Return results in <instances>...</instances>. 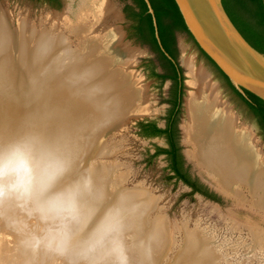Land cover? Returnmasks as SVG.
I'll return each mask as SVG.
<instances>
[{
	"label": "rangeland",
	"instance_id": "1",
	"mask_svg": "<svg viewBox=\"0 0 264 264\" xmlns=\"http://www.w3.org/2000/svg\"><path fill=\"white\" fill-rule=\"evenodd\" d=\"M93 1L0 0V4L10 14L11 26L14 29L18 27L22 20H28L27 22L38 31L46 33L52 32L53 29L55 31L59 29L61 37L67 38L66 42L68 45L70 44L69 47L73 53L79 51L82 53L83 50L79 46H82L83 49L85 46L81 44V34L86 28H88L87 34L90 33V26L92 25L84 27V30L83 26L78 28V31L73 29L78 27L77 24L83 17L88 19L89 23L87 24L92 23V18H94V13L99 8L100 2H102L100 5L106 1L113 2L115 11L113 20L120 18L113 25L120 28L124 34V43L129 46L127 50L134 53L132 54L134 55V58H132L134 63L130 67L131 71L127 68L125 69L128 72L121 71L123 74L132 75L133 79L137 80L139 85L146 89L144 99H146L148 113L142 118L156 121L158 126L163 128L165 126L166 99L170 82L166 81L161 85L158 79L150 77V71L146 68L149 61L154 62L158 73L163 74V72L158 54L134 35L133 22L127 18L124 12L125 7L132 4L131 0ZM69 25L77 26L72 27V29ZM71 30L75 34L71 33ZM176 37L179 48L178 59L186 75L184 81L188 83L190 80L188 78L190 71L186 67L185 61L188 58H193L196 67H202L211 74L212 80L219 87L218 92L222 100L227 103L233 113L238 115L239 122L241 121L250 127L261 144L259 146L264 151L262 131L256 117L246 103L231 90L221 74L202 54L187 33L177 32ZM126 62L130 64V60ZM19 75L13 72L9 83V79H6L0 84L2 89V91L0 90V98L3 100L0 106H7L3 104L14 105L16 108L14 112L16 113H19L22 107L26 105L33 106L37 102L34 95L19 103L16 100L9 99L8 96H14V90L21 85V82H17ZM54 87L58 88L57 86ZM47 89L42 91L49 93ZM188 89L184 85L183 107L179 119V127L182 126L184 131L189 121L188 111L185 110L184 106ZM86 91L94 94L95 98L99 97L98 92L93 88ZM62 95V99L57 100L54 104L48 102L49 110L45 112V115L43 114L41 117L30 121L29 130H23V133L16 131L12 136L8 130L1 129L5 124V120L0 118V132L2 131L6 139L11 135V141L16 142V144L26 143L29 146L32 143L33 134H40L39 145L46 152L49 149L52 150L51 145L53 144L50 141L54 137L59 149L52 151V159L57 160L59 163L66 159L64 163H60L62 172L60 171L55 177L48 190L41 195L40 199L34 198L35 201L37 199L36 204H39L44 211H47L45 205L48 201L67 193H74V190L79 191L82 189V182L89 176L81 170H89L88 172H90L92 169V173L96 172L90 184L91 186L84 192V202L89 206V213L85 211L86 206L83 205L84 203L79 202L78 204V202L73 201L74 211L71 214L58 215L53 213L52 221L40 237V240L50 237L64 239L66 237L65 231L71 233L74 247L64 252L60 251L56 262L62 264L121 263L117 252L107 251V249L100 251L98 250L101 249L100 247L78 251L77 256L74 255V252L79 248L78 246H93L100 241L105 242L104 247L114 246L117 242L120 248L129 253L128 256L133 255L132 260L135 259L134 261L137 264H141L143 259L137 253L138 245L134 246V244L145 242L151 235L153 252L149 256L150 261L148 264H196L197 262L199 264L200 261H202L201 264H264V205H260L255 201V196L249 192L246 186L240 187L242 190L241 196L232 195L218 188L216 182L208 176L206 171L189 157L188 152L194 148L191 144L186 143L185 132L183 137L180 136V144L182 143V152L186 153L191 160L184 158L186 167L193 178L198 179L217 195L218 202L207 200L199 194H192L191 189L182 182L169 180L170 173L164 156L150 160L156 146H166L163 138H142L138 134L137 124H130L125 128L110 131L105 133L102 138L104 131L114 121H110L105 117L102 118V116H96L92 119V111L88 114V118L79 119L73 115L74 112L72 113L70 109H67L68 107L65 104V100L74 99L64 93ZM102 103L101 101L100 106ZM13 128H16V126L14 125ZM53 130L55 131L52 132ZM45 131L49 133H45ZM44 141H47V143ZM96 144L99 149L95 153H91L88 147L92 146L93 150V146ZM64 149L67 151L68 156L70 155L69 157L65 156L67 154ZM73 185H76V187L73 188ZM117 194H121L120 200L129 199L127 202L130 201L128 208L124 210L121 216L136 222V229L132 232L120 219L107 226L100 223L104 218L103 216L107 212H111L113 205L110 204L115 201ZM42 209H40L41 213H43ZM149 212L151 215L149 214L150 216L147 218ZM109 226L114 227L112 229ZM16 261L23 262L20 258H15L13 262ZM26 264H43V262L39 259H32Z\"/></svg>",
	"mask_w": 264,
	"mask_h": 264
},
{
	"label": "bare ground",
	"instance_id": "2",
	"mask_svg": "<svg viewBox=\"0 0 264 264\" xmlns=\"http://www.w3.org/2000/svg\"><path fill=\"white\" fill-rule=\"evenodd\" d=\"M98 13L101 14L102 19L99 18L97 23L95 22L96 25L101 24L102 20L104 21L102 25H105V21L115 18L114 5L111 1H106L100 5ZM27 21H20L18 27L14 29L11 26L10 14L0 4V84L6 79H9V83L13 72L15 74L20 73L17 82H21V85L14 90V93L12 92L14 96H8L9 99L19 103L33 95L37 98L35 105H26L19 110V113L14 112L16 109L14 105L3 104L7 106H0V118L5 120L1 129L8 130L12 136L16 131L23 133L29 130L30 121L45 115V112L49 110L48 102L54 104L57 100L62 99V93L74 99L65 100L68 107L65 108L70 109L72 113L74 112L73 115L79 119L88 118V114L92 111V119L96 116H102V118L105 117L114 121L111 123L114 124L127 113L132 112V109L135 110L139 101H142L144 107L135 110L137 116L148 113L146 99H144L145 87L139 85L132 75L123 74L124 71L128 72L125 69L129 65L127 60L113 59L110 55L109 50L112 49L114 52L115 49L116 52L119 46L118 41L121 37L119 31L106 29L107 32L100 36L93 34L94 23L90 26L91 31L88 34V28L84 30L83 26L84 32L80 33L82 35L80 41L85 46L84 51L73 53L69 47L70 44L68 45L66 42L67 38L61 37L59 29L56 31L53 29L52 32L46 33L38 31ZM80 27L78 26L73 30L78 31ZM106 51L109 55L101 56L102 58L97 57ZM132 54L134 53L131 52ZM185 63L190 71L188 77L190 80L187 83L189 91L185 99L189 121L185 128V135L186 143L191 144L194 148L188 152L189 157L206 171L208 176L216 182L218 188L232 195L241 196L240 187L246 186L249 192L255 196V201L264 205V151L259 146V141L250 127L241 121L239 122L238 115L233 113L227 103L222 100L218 92L219 87L212 80L211 74L202 67H196L193 58H188ZM14 66L21 67V70L15 72ZM90 88L98 92V98L86 91ZM43 89H47L49 93L42 91ZM0 90L2 91L1 88ZM101 101L103 103L100 106ZM1 103H3L2 98H0ZM35 115L37 117H34ZM75 124L77 123L75 122ZM14 125L16 128H13ZM45 133L49 132L45 131ZM52 134L54 135V133ZM104 135L103 133L102 138ZM12 136L10 135V137ZM33 136L32 143L28 146L33 158L37 162L52 159V151L59 149L56 139L54 137L52 141H50L51 138L48 139L53 144L51 145L52 150L49 149L45 152L39 145L41 135L33 134ZM10 137L6 139L2 131L0 132V150L16 144V142L11 141ZM44 142L47 143V141ZM48 146L50 145L48 144ZM52 146L54 147L52 148ZM88 148L92 151V146ZM65 156L69 157L70 155ZM65 160L60 163H64ZM88 171L81 170L89 177L82 182L81 190L73 189L74 193L71 194L73 201L78 202V204L79 202L84 203L85 211L89 213V206L84 202V192L91 186L96 172L92 173V169L90 172ZM87 183L88 185H86ZM74 187L76 185H73ZM42 194H37L31 198L15 195L0 197V264H26L32 259H39L43 264H62L56 262L60 251L64 252L74 247L71 233L69 234L67 231H65L66 237L64 239L50 237L40 240L53 217V213L44 211L39 204H36L37 199L35 201L34 198L40 199ZM121 197V194H117L115 201L110 204L113 205L111 212H107L100 223L107 226L120 219L132 232L136 229V222L121 216L124 210L128 208L130 201L127 202L129 199L120 200ZM40 209L43 210V213L40 212ZM149 214L150 212L146 216L147 218L151 215ZM119 231L122 232L120 229ZM151 237L150 235L149 240L147 238L141 244L140 242L134 244V246L138 245L139 247H137V253L143 259L141 264H148L150 261L149 256L153 252ZM104 243L99 241L93 246H78L79 248L74 252V255L77 256L78 251L100 247L101 249H98L100 251L107 249V251L117 252L120 256L121 263L119 264H137L135 259L132 260L133 255L128 256L129 253L120 248L117 242L114 246L109 245V247H104ZM15 258H20L23 262H13Z\"/></svg>",
	"mask_w": 264,
	"mask_h": 264
},
{
	"label": "trees",
	"instance_id": "3",
	"mask_svg": "<svg viewBox=\"0 0 264 264\" xmlns=\"http://www.w3.org/2000/svg\"><path fill=\"white\" fill-rule=\"evenodd\" d=\"M51 1L55 2L56 0ZM131 1L132 4H128L124 12L127 18L133 22L132 29L134 35L158 54L161 66L165 70L164 74L158 73L154 62L149 61L146 64V68L150 71V77L158 79L161 85L167 80H171L173 83L170 98L166 100L171 107L166 111L165 127H159L156 121H140L137 124L138 134L145 139L163 138L165 140L166 146H156L154 154L150 156V160L159 156L165 157L168 164L167 169L170 173L168 176L169 180L182 182L191 189L192 194H199L207 200L218 202L219 199L214 192L210 191L198 179L191 176L186 167L180 146L178 125L182 107L184 78L181 75L180 67L176 63L178 57L176 34L177 32H184L191 38L192 36L188 32L174 0H150L157 20V30L161 46L168 56L165 55L156 37L153 18L148 13L146 2L144 0ZM222 3L242 36L252 47L264 53V0H222ZM207 59L221 74L231 90L249 107L256 117L264 137V100L248 91H245L246 97L241 95L215 63L208 57Z\"/></svg>",
	"mask_w": 264,
	"mask_h": 264
},
{
	"label": "water",
	"instance_id": "4",
	"mask_svg": "<svg viewBox=\"0 0 264 264\" xmlns=\"http://www.w3.org/2000/svg\"><path fill=\"white\" fill-rule=\"evenodd\" d=\"M144 1L148 6V13L153 18V24L156 29V37L161 46L154 9L152 8L150 0ZM174 1L181 13V16L185 22L188 32L192 36L193 41L195 42L199 50L203 54H205V56H207L210 60H212V62L215 63V65L223 72V74L227 76L233 87L241 95L246 97L245 91H248L254 94L255 96L259 97L260 99L264 100V53H261L254 47H252L248 43V41L242 36V34L239 32V30L236 28L229 15L227 14L223 6L222 0ZM101 3L102 2H100V4ZM93 4L95 5V2ZM100 4L98 6L99 8H97L96 12L94 13L92 23L87 24L89 23L88 19L83 17L77 25L88 27L89 25H92L94 23L95 29L93 30V34L100 36L107 32L106 29H115L116 31H119L121 37L118 41L119 46L116 49L117 53L115 52V49L114 52L112 49H110V55L113 57V59L130 60V64L127 67V69H130V67L134 63V61L132 60V58H134V55H130L129 51L127 50L129 46L124 43V34L121 32L120 28H117L113 25V23L120 18L115 21L109 19V21H105V25H102L104 21L102 20L101 22L100 20L101 24L96 25V21L101 18V14L98 13V10L100 9ZM77 25H69V27L74 28ZM71 33H73V30H71ZM79 48L84 51L82 46H79ZM162 51L165 53L163 48ZM106 55H109L107 51L106 53L103 52L99 54V56L97 57L102 58L101 56L104 57ZM165 55H167V53H165ZM16 64L18 65L19 63ZM13 68L15 71L21 70V67L19 66H14ZM17 75L19 74L17 73ZM184 76L186 75L184 74ZM184 85L187 86V83L185 81ZM136 105L137 106L135 107V110L137 108L144 107L142 101H139ZM184 106L186 110V105L184 104ZM135 110L132 109V112L130 111L129 113H127V115L123 116L121 120L114 124H111L112 126L110 125L111 127L107 128L104 131V134L110 131L113 132L117 129L125 128L130 124L136 125L140 121H145V119L142 118L145 116V114H140L137 116ZM179 130L180 136L183 137V127L180 126ZM180 146H182V143L180 144ZM93 148L94 149L91 151V153H95V151L99 149L97 144L93 146ZM182 154L184 155V158L186 157V160L191 161L187 157L186 153L182 152Z\"/></svg>",
	"mask_w": 264,
	"mask_h": 264
},
{
	"label": "clouds",
	"instance_id": "5",
	"mask_svg": "<svg viewBox=\"0 0 264 264\" xmlns=\"http://www.w3.org/2000/svg\"><path fill=\"white\" fill-rule=\"evenodd\" d=\"M60 171V163L55 159L37 162L26 143L11 145L0 150V197L31 198L42 194ZM45 207L54 214H71L74 211L72 194L50 200Z\"/></svg>",
	"mask_w": 264,
	"mask_h": 264
},
{
	"label": "flooded vegetation",
	"instance_id": "6",
	"mask_svg": "<svg viewBox=\"0 0 264 264\" xmlns=\"http://www.w3.org/2000/svg\"><path fill=\"white\" fill-rule=\"evenodd\" d=\"M132 2V1H131ZM176 41H177V37H176ZM177 50H178V57H179V48H178V43H177ZM203 54V53H202ZM205 56V55H204ZM177 57V60H176V63L178 64V66L180 67L181 69V75L183 76L184 78V72H183V68L180 66V63H179V59ZM206 57V56H205ZM207 58V57H206ZM160 67L162 69V72L163 74L165 73V70L164 68L161 66V63H160ZM170 82V88H169V91H168V95H167V99L168 100L170 98V91H171V87L173 85L172 81L171 80H167ZM183 91H184V80H183ZM183 98V97H182ZM166 104H167V109H169L171 107V105L166 101ZM167 111V110H166ZM181 111H182V107H181ZM160 127V126H159ZM165 127V126H164ZM178 129H179V125H178ZM180 131V130H179ZM185 132V131H184Z\"/></svg>",
	"mask_w": 264,
	"mask_h": 264
}]
</instances>
